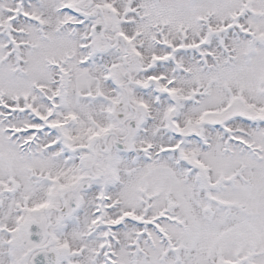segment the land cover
<instances>
[{"label":"snow or ice","instance_id":"1","mask_svg":"<svg viewBox=\"0 0 264 264\" xmlns=\"http://www.w3.org/2000/svg\"><path fill=\"white\" fill-rule=\"evenodd\" d=\"M0 264H264V0H0Z\"/></svg>","mask_w":264,"mask_h":264}]
</instances>
